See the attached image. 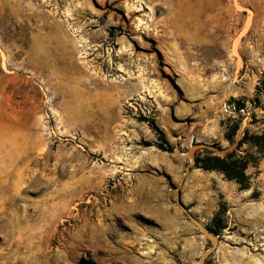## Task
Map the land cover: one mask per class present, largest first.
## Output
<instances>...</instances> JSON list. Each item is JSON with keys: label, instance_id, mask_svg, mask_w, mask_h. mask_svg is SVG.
<instances>
[{"label": "rangeland", "instance_id": "obj_1", "mask_svg": "<svg viewBox=\"0 0 264 264\" xmlns=\"http://www.w3.org/2000/svg\"><path fill=\"white\" fill-rule=\"evenodd\" d=\"M246 130L264 0H0V264H200L179 193L205 264H264V157L247 190L195 166Z\"/></svg>", "mask_w": 264, "mask_h": 264}, {"label": "trees", "instance_id": "obj_2", "mask_svg": "<svg viewBox=\"0 0 264 264\" xmlns=\"http://www.w3.org/2000/svg\"><path fill=\"white\" fill-rule=\"evenodd\" d=\"M153 128L159 133V137L162 139L163 134L157 127ZM240 129V123L236 121L234 125L228 128V132L225 135L227 141L234 144L235 136ZM164 140V139H163ZM147 147L152 146L151 143H145ZM244 145H249L255 149V153L246 152L242 154L240 151ZM163 151H169V149L160 146ZM264 157V131L260 134H250L248 130L245 131L242 139L238 142L237 147L226 153L224 156L215 154L210 150H204L200 152L195 158V166L204 171L219 172L228 181L238 184L241 190L250 189V177L247 174V169L250 165L257 164L261 158ZM214 235L219 234V228H208ZM222 229H225L223 227Z\"/></svg>", "mask_w": 264, "mask_h": 264}, {"label": "water", "instance_id": "obj_3", "mask_svg": "<svg viewBox=\"0 0 264 264\" xmlns=\"http://www.w3.org/2000/svg\"><path fill=\"white\" fill-rule=\"evenodd\" d=\"M193 152H194V150H192V157H191L192 162H194ZM176 153H180V151L178 149H176ZM178 204L188 214L190 219L197 225V227L203 233V235H205L210 240V242L212 243V248L208 251H205L200 258V264H205L206 260L208 258H210V256L214 252H216V249L218 247V240H217L216 236L208 228H206L200 221H198L197 219H195L191 215L190 211L184 205L180 193L178 194Z\"/></svg>", "mask_w": 264, "mask_h": 264}, {"label": "bare ground", "instance_id": "obj_4", "mask_svg": "<svg viewBox=\"0 0 264 264\" xmlns=\"http://www.w3.org/2000/svg\"><path fill=\"white\" fill-rule=\"evenodd\" d=\"M192 154V153H191ZM190 155V154H189Z\"/></svg>", "mask_w": 264, "mask_h": 264}]
</instances>
